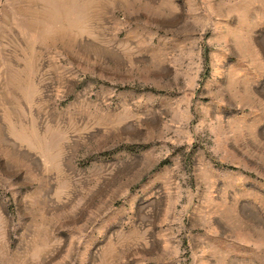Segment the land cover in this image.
Wrapping results in <instances>:
<instances>
[{"label":"rangeland","instance_id":"rangeland-1","mask_svg":"<svg viewBox=\"0 0 264 264\" xmlns=\"http://www.w3.org/2000/svg\"><path fill=\"white\" fill-rule=\"evenodd\" d=\"M0 264H264V0H0Z\"/></svg>","mask_w":264,"mask_h":264}]
</instances>
